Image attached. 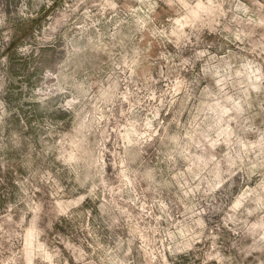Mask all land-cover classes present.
Masks as SVG:
<instances>
[{
	"label": "clouds",
	"instance_id": "obj_1",
	"mask_svg": "<svg viewBox=\"0 0 264 264\" xmlns=\"http://www.w3.org/2000/svg\"><path fill=\"white\" fill-rule=\"evenodd\" d=\"M0 264H264V0H0Z\"/></svg>",
	"mask_w": 264,
	"mask_h": 264
}]
</instances>
